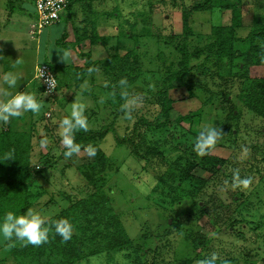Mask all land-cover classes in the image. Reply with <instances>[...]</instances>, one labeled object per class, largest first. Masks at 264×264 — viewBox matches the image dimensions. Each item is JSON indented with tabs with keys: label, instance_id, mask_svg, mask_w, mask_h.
Returning <instances> with one entry per match:
<instances>
[{
	"label": "rangeland",
	"instance_id": "374dc122",
	"mask_svg": "<svg viewBox=\"0 0 264 264\" xmlns=\"http://www.w3.org/2000/svg\"><path fill=\"white\" fill-rule=\"evenodd\" d=\"M4 1L2 22H15L34 50L26 59L28 67L34 71L37 63L52 65L66 95L61 101L59 95L47 98L37 80L41 100L33 109L34 123L16 131L26 136L21 149L33 148L36 171L49 160L52 165L31 191L33 208L15 253L4 246L7 236L1 228L7 233L9 228L0 222V264H71V254L62 251L72 248L85 256L92 250L98 253L77 264H264V116L248 107L245 96L247 89L255 91L256 79L264 80V55L260 62L258 52L248 56L253 58L248 77L238 81L239 66L247 63L239 56L249 54L254 44L248 36L264 32V0H242L238 39L225 43L232 50L220 53L216 47L212 54L207 47L216 40L213 29L235 25L230 10H209L207 0H92L104 14L102 20L110 22L102 33L112 37L132 30L139 36L134 41L112 39L113 45L103 41L110 44L102 50L108 58L123 57L140 46L136 82L111 93L104 76L97 87L83 85L73 92L75 67L84 55L79 53L82 37L88 42L97 30L92 32L89 25L86 30L78 22L70 27L68 11L60 24L38 30L35 0ZM184 21L193 32L188 50L202 53L192 60L190 74L175 80ZM68 37L72 44L66 45ZM59 65L67 72L59 71ZM28 117L29 111L26 122ZM74 122L79 131H109L98 144L104 164H97L84 145L64 154L73 140ZM206 160L214 168L200 165ZM101 166L104 173H98ZM190 167L194 169L186 177ZM71 206L77 209V217H72L76 236L52 242L50 223ZM112 216L128 237L121 251L114 249L115 229L109 230L114 243L103 232Z\"/></svg>",
	"mask_w": 264,
	"mask_h": 264
},
{
	"label": "trees",
	"instance_id": "16d2710c",
	"mask_svg": "<svg viewBox=\"0 0 264 264\" xmlns=\"http://www.w3.org/2000/svg\"><path fill=\"white\" fill-rule=\"evenodd\" d=\"M75 1L76 0H73V3L71 4V7L68 11H70ZM207 3L209 6V10H213L214 8L230 10L232 13L233 23L235 24L232 27H215L213 29V38L216 40H213L214 42L209 47H207L208 51L210 54H212L216 47L220 49L218 50L220 53L227 50L231 51L232 47H226L225 43L228 42L230 44L234 40L238 39L236 37V33H238V30L242 28V26L239 24L242 15V0H207ZM188 24V21H184L183 23L185 30L182 48L183 54L182 59L179 63V71L174 72V74L172 75V79L175 80H181L186 75H189L190 71L192 70V60L199 58L200 54L202 53L199 50L195 52H190L188 50V40L193 35V32L188 27ZM129 26L131 28L134 27V25L131 23H129ZM131 32L132 30H128L123 34H118L116 37L117 39L126 38L127 40L131 39L132 41H134L135 38H138L139 36L133 35ZM94 36L98 37V39H103L102 41L104 42H110L112 40V37H99L97 33H95ZM94 36L93 38H95ZM248 39H253L254 44H252V48L249 51L250 53L246 52L249 54H242L239 56L245 59L247 58V63L242 67L239 66L241 75L239 76L240 79L238 81L241 82H243L246 77H248V67L252 64L253 58L249 59L248 56H255L258 52V58L260 62V60H262L263 58L262 56L264 55V32L254 31L250 33ZM162 41H164L163 43L166 45L170 44V42H168V40L166 39H163ZM139 47V45H136L134 50H130L129 53H126V55L123 57H119L117 55L109 58L103 63V66L92 63V59L89 54L81 55L83 61L86 62L85 66L81 68L80 73L82 76H86V74L96 71L97 69H103L102 73L106 80V90L108 91V93L115 92L116 90H118V88H122V86L124 87L127 82H130L128 83L129 85H133L136 82L138 75L140 74V67L138 66V64L140 63L138 62L137 58ZM52 69L55 72L54 67H52ZM254 83L255 84L253 86L256 87L255 91L251 92L249 89H247L245 92V96L248 97V100H246V104L251 108V110H254L260 116H264V80L256 79ZM244 88L242 89L244 90ZM240 94L243 95V92ZM167 102H169L171 105L169 99L167 100ZM169 111L170 108L166 111V124H170ZM70 131L73 140L69 147L64 150L65 155H70L71 150L84 145L90 149L97 164L98 161L104 164L106 158L99 148L98 144L99 141L103 140L109 133L108 130L103 129L102 131H79L78 126L75 125L74 122L73 126L71 125L70 127ZM25 137L26 136L20 135L15 131L9 130L0 133V222L6 224L9 228L10 236L5 244V247L7 249L10 248L12 253H15L17 251V242L21 240V237L24 234L27 215L33 208L31 203V191L35 186L37 177H40L43 173H45L47 171V168L49 170L52 165V162L49 160L50 162L47 161V167H45L43 170H40L39 168V170L36 171L35 168H33L31 164V155L34 153L32 146L28 145L25 146V148L21 149L20 143L25 142ZM123 142L128 143L125 141ZM209 159L213 160L214 158L209 157ZM200 165H202V167L211 166V168H214L212 167L213 165L208 163L207 160L202 162ZM91 169L89 170V172L91 171V174L96 177L97 166L93 165ZM193 169L194 167H190L186 171V177H190ZM105 170L106 169L101 166V169L98 171V173H104ZM91 178L92 176H88V179ZM103 198L105 199L107 197L103 196ZM95 210L97 211V209ZM74 213H77V209L74 206H71L67 210L63 211L60 216H58V218L50 223L51 225L49 230L52 231V242H56V240L59 239L60 236L67 237L69 239L76 236L73 232V230L76 229V226L72 217L77 216ZM109 219H111V222L110 224H108V226L103 227V232H108L109 236H107L106 239H111V241L114 243L111 237V232H109V230L115 229L114 235L112 236L116 239L115 243L117 244V248L114 244V249H117V251H121L123 248L122 245H125V242H127L128 240L127 234L125 233V230L120 227L117 216H112ZM98 223L99 225L103 226V222L99 221ZM116 227L120 228L116 229ZM78 228L81 230L82 226H77V229ZM74 231L75 233L77 232V230ZM95 238H98L97 235L94 236L93 239L95 240ZM22 250L24 251V249ZM91 252V254L85 256L81 253H74L73 248L69 252L62 251V253L65 255L71 254V264H77L81 262L84 256L85 259L93 258L98 254H95L94 250H92Z\"/></svg>",
	"mask_w": 264,
	"mask_h": 264
},
{
	"label": "crops",
	"instance_id": "0c3cea01",
	"mask_svg": "<svg viewBox=\"0 0 264 264\" xmlns=\"http://www.w3.org/2000/svg\"><path fill=\"white\" fill-rule=\"evenodd\" d=\"M91 1L92 0L75 1L70 11L67 12V19L69 20V22L73 23V24L70 23V27L77 25V22L83 23L82 25H84V28L86 30H88L86 26L89 25L91 27L92 32L97 30L99 37H103V38L109 37V35H107L106 33H102L101 31H103V28L107 31L109 27L106 29L105 26L110 24V22L102 20L103 18L102 15L104 14L103 13L100 14L99 10L97 8H94L93 4H91L92 3ZM100 3L102 4V2ZM103 5L105 6L104 2ZM6 8H7V4L5 3L4 0H1L0 12L2 10L3 12H6ZM90 8L92 9L89 10ZM62 18L63 17H61V21L58 24L62 22ZM81 19L84 20L81 22ZM2 21L3 20L0 17V133L6 132L8 130L16 132L22 130V128L24 127H27L28 123L29 124L34 123V122L31 123L33 120L32 121L30 120V119H34L35 117L33 113V109L35 104L41 100V94L38 92L37 84H36L37 81L36 72L38 66L44 63V62L37 63L35 65L34 71L33 69L30 70L26 59L29 57L30 53L34 50L30 49L28 47V44L22 39L23 36L22 34L19 33L15 22L11 24L10 18L4 20V22ZM4 24H7L8 27L5 26ZM117 29L118 28H115V31H118ZM69 34H71V32ZM83 34L84 32L81 31V35ZM31 35L34 34L31 33ZM94 35L95 34H93V36ZM112 39H114L115 42L117 37L112 36ZM82 40L84 41V43L82 41L81 43L82 48H80L79 53L89 54L91 56L92 63L103 66V63L109 58L106 55H104L102 50H105V47L112 44L111 42L113 40L109 42L110 44L104 43L102 41L103 39L100 38L98 39V37H95L93 39H88V42L85 37H82ZM76 41L77 40H75V42ZM70 43H71V38L68 37V39L66 40V45H69ZM38 53L39 50L34 52L36 60H39ZM74 57L73 59L77 64L78 61ZM85 62L86 61L79 60L80 66L75 67V69L77 68L79 69H77V71L74 72V76L76 75L75 82L77 85L73 92L75 91L78 92L79 90H81L80 88L83 85H85L86 87H88L89 85L94 88L95 86L97 87V85H100V80L104 76L102 73L103 69H97L96 71L86 74V76L85 75L82 76L81 73L78 71L85 66ZM60 70H62V72H67L65 65H59V71ZM104 80L105 77L103 78V81ZM72 86L73 85L68 86L69 89L68 91H72L73 88ZM105 87H107L106 83H105ZM86 89L83 88V90ZM82 94L84 96L86 95V93L83 91ZM56 95L61 96V99L59 101L65 100L66 94L61 91L60 84ZM85 98H88L90 100L93 99L92 96ZM27 111L30 112V117H28L29 120H27L26 122L24 117ZM2 226L3 225L1 224L0 227ZM1 232L3 237L7 236V241H8L10 236V234L7 233L8 231L4 230V228L2 230L1 228Z\"/></svg>",
	"mask_w": 264,
	"mask_h": 264
},
{
	"label": "built area",
	"instance_id": "2783aa9c",
	"mask_svg": "<svg viewBox=\"0 0 264 264\" xmlns=\"http://www.w3.org/2000/svg\"><path fill=\"white\" fill-rule=\"evenodd\" d=\"M73 0H36L35 8L38 15V30L55 26L61 21L63 13L69 10ZM36 79L40 82L43 94L47 98L54 97L58 92L59 81L51 65L42 63L38 66Z\"/></svg>",
	"mask_w": 264,
	"mask_h": 264
}]
</instances>
